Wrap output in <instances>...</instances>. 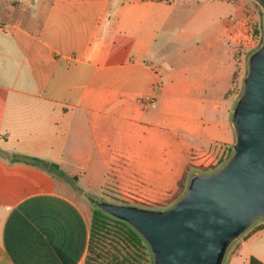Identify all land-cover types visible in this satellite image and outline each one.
<instances>
[{
	"label": "crops",
	"instance_id": "1",
	"mask_svg": "<svg viewBox=\"0 0 264 264\" xmlns=\"http://www.w3.org/2000/svg\"><path fill=\"white\" fill-rule=\"evenodd\" d=\"M164 3L0 0V264L85 263L91 215L68 183L21 157L78 179L69 162L88 164L92 154L76 148L140 147L149 108L160 97L175 107L191 88L175 72L166 85L167 74L138 60L149 46V21L159 20L148 13ZM168 120L165 128L204 131L193 117ZM209 136L230 138L226 129ZM252 257L264 264L259 223L226 261L250 264Z\"/></svg>",
	"mask_w": 264,
	"mask_h": 264
},
{
	"label": "rangeland",
	"instance_id": "2",
	"mask_svg": "<svg viewBox=\"0 0 264 264\" xmlns=\"http://www.w3.org/2000/svg\"><path fill=\"white\" fill-rule=\"evenodd\" d=\"M153 1L166 5L158 14L148 13L159 20L149 21V46L138 60L167 74L166 85L175 72L179 82L189 79L191 88L186 96L180 92L175 107L160 97L156 106L149 108L139 148H76L80 155L92 154L88 164L69 162L78 179L67 181L51 172L68 183L73 197L91 216L100 209L98 202L167 209L173 205L170 200L186 169L187 180L195 173H212L233 155L232 114L243 92L249 57L263 43L260 6L254 0ZM171 115L193 117L204 131L194 136L182 127L165 128ZM225 129L229 131L228 143L210 141L209 134ZM55 187L64 190L60 184ZM106 223L95 236L96 262L115 264L126 259L128 264H153L148 251L119 225L111 220ZM258 223L264 225V219L253 226ZM244 234L229 247L223 264Z\"/></svg>",
	"mask_w": 264,
	"mask_h": 264
},
{
	"label": "water",
	"instance_id": "3",
	"mask_svg": "<svg viewBox=\"0 0 264 264\" xmlns=\"http://www.w3.org/2000/svg\"><path fill=\"white\" fill-rule=\"evenodd\" d=\"M263 13L264 0H254ZM233 155L219 170L195 173L185 194L164 210L98 202L147 243L153 264H223L229 247L264 219V37L232 118Z\"/></svg>",
	"mask_w": 264,
	"mask_h": 264
},
{
	"label": "trees",
	"instance_id": "4",
	"mask_svg": "<svg viewBox=\"0 0 264 264\" xmlns=\"http://www.w3.org/2000/svg\"><path fill=\"white\" fill-rule=\"evenodd\" d=\"M21 160L27 162V163H32L37 166H44L48 167V169L53 172L56 171L61 177H63L65 180H70V178L60 170L59 166L56 164H48L40 159L36 158H24L21 157ZM187 172L188 169L184 171V174L179 182V187L176 192V194L172 197V200H170V203L175 204L186 192L188 183L190 178L187 180ZM76 179V178H74ZM111 220L113 221L116 225H119V227L124 231V233L129 236L133 241L137 243L138 246L143 247L148 251V256L151 257V252L149 251V247L145 240L125 221L118 220L114 217H111L109 214L103 212L101 209H95L93 212V215L91 216V225H90V242H89V248H88V254L85 259L84 264H102V262H96V244H95V236L97 235V231L107 225L106 221ZM148 259L150 260V258ZM105 264V263H104ZM110 264V263H107ZM114 264V263H113ZM115 264H128L126 263V259H123L120 262H117ZM250 264H263L260 260H258L255 257H252L250 260Z\"/></svg>",
	"mask_w": 264,
	"mask_h": 264
}]
</instances>
